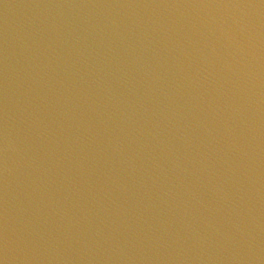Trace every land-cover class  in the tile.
Instances as JSON below:
<instances>
[{"label":"water","instance_id":"water-1","mask_svg":"<svg viewBox=\"0 0 264 264\" xmlns=\"http://www.w3.org/2000/svg\"><path fill=\"white\" fill-rule=\"evenodd\" d=\"M0 264H264V0H0Z\"/></svg>","mask_w":264,"mask_h":264}]
</instances>
